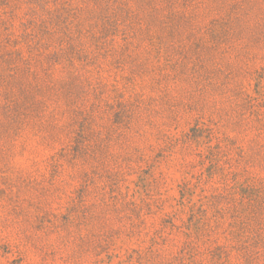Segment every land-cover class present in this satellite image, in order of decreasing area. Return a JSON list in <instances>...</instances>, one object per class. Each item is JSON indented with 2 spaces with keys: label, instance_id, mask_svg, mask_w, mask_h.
Masks as SVG:
<instances>
[{
  "label": "rangeland",
  "instance_id": "1",
  "mask_svg": "<svg viewBox=\"0 0 264 264\" xmlns=\"http://www.w3.org/2000/svg\"><path fill=\"white\" fill-rule=\"evenodd\" d=\"M0 264H264V0H0Z\"/></svg>",
  "mask_w": 264,
  "mask_h": 264
}]
</instances>
